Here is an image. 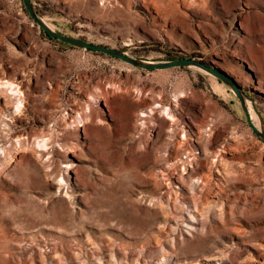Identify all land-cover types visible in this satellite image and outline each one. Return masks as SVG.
I'll list each match as a JSON object with an SVG mask.
<instances>
[{"label": "rangeland", "instance_id": "1", "mask_svg": "<svg viewBox=\"0 0 264 264\" xmlns=\"http://www.w3.org/2000/svg\"><path fill=\"white\" fill-rule=\"evenodd\" d=\"M31 2L206 68L0 0V264H264V0Z\"/></svg>", "mask_w": 264, "mask_h": 264}, {"label": "water", "instance_id": "2", "mask_svg": "<svg viewBox=\"0 0 264 264\" xmlns=\"http://www.w3.org/2000/svg\"><path fill=\"white\" fill-rule=\"evenodd\" d=\"M24 4H25L27 10L29 11L30 15L32 16V18L43 28V30L47 34L51 38L58 39L62 42L70 43V44L80 46V47L93 49L95 51H101V52L107 53V54L112 55V56L120 57V58L124 59L125 61L133 64L134 66L142 67V68H146V69H166V68H171L174 66H186V65H193V66L206 68V66L203 65L198 60H196L194 58H185V57L174 59V60L162 61V62H146L143 59H137L135 57H131L129 55H126L120 50H117V49H114V48H111V47H108L105 45H101V44H94V43L88 42V41L83 40V39H79L76 37H71V36L59 33L57 31L51 29L49 26H47L43 22V20L41 19V15L36 10L33 3L31 2V0H24ZM238 94H239V96H240V98L244 104V108L247 112V117H248L250 123L252 124L256 133L264 140V131L259 130L258 128H256L253 125V122L251 120V116L248 113L249 111L247 110L245 103H244V95H242L240 92Z\"/></svg>", "mask_w": 264, "mask_h": 264}, {"label": "bare ground", "instance_id": "3", "mask_svg": "<svg viewBox=\"0 0 264 264\" xmlns=\"http://www.w3.org/2000/svg\"><path fill=\"white\" fill-rule=\"evenodd\" d=\"M41 19L43 20V22L47 25V26H49L51 29H53V30H55V31H57L56 30V28H55V25L52 23V22H50L46 17H41ZM126 54H128V55H130L131 57H133L131 54H129L128 52L126 53ZM146 62H149L148 60H145ZM156 103H158V105L160 106L161 105V103H159V102H156ZM247 105H248V108H249V111H250V113H251V116H252V119H253V122H254V126L256 127V128H258L259 130H263V128H264V123H262L261 122V120H260V118H259V114H257V112L254 110V108H253V105H252V103L251 102H248L247 103ZM166 106H169V105H166ZM154 107H155V105H154ZM154 107H152V108H150L151 110H153L154 109ZM163 107V109H164V105L162 106ZM170 107L171 106H169V109H170ZM162 109V110H163ZM172 110V109H171ZM171 110H169V112L167 113L169 116H170V118H168L170 121H174L175 120V115H174V113L171 111ZM154 111V110H153ZM165 112V111H164ZM147 112H145V111H141V113H140V115H141V117H144V116H147ZM167 116V115H166ZM184 140V139H183ZM182 142V141H181ZM179 145H180V143H179ZM167 155V154H166ZM190 163V162H189Z\"/></svg>", "mask_w": 264, "mask_h": 264}, {"label": "trees", "instance_id": "4", "mask_svg": "<svg viewBox=\"0 0 264 264\" xmlns=\"http://www.w3.org/2000/svg\"><path fill=\"white\" fill-rule=\"evenodd\" d=\"M45 35H46L47 37H49L50 39L58 40V39H55V38H51L46 32H45Z\"/></svg>", "mask_w": 264, "mask_h": 264}]
</instances>
